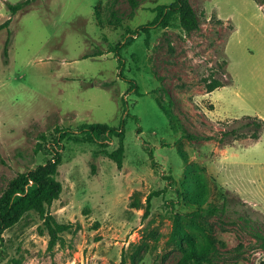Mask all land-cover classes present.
Segmentation results:
<instances>
[{"label":"rangeland","instance_id":"obj_1","mask_svg":"<svg viewBox=\"0 0 264 264\" xmlns=\"http://www.w3.org/2000/svg\"><path fill=\"white\" fill-rule=\"evenodd\" d=\"M4 1L20 0H0V24ZM173 1L35 0L0 31V196L57 144L62 191L48 211L72 224L48 250L41 217L26 213L3 232L0 264H119L122 254L126 264H175L189 240L219 251L202 264H264V128L257 140L254 126L226 134L264 120V8L189 0L198 30L185 32L174 15L148 44L135 35L119 65L111 47ZM215 79L224 85L207 92ZM121 118L117 168L102 149L118 139L90 142L80 126ZM224 201L219 217L203 212Z\"/></svg>","mask_w":264,"mask_h":264},{"label":"trees","instance_id":"obj_2","mask_svg":"<svg viewBox=\"0 0 264 264\" xmlns=\"http://www.w3.org/2000/svg\"><path fill=\"white\" fill-rule=\"evenodd\" d=\"M35 0H20L16 3H10L4 1L5 7L9 12V17L0 24V31L8 29L12 18L21 10L31 5ZM135 5L134 0H130ZM264 8V0H257ZM154 11L155 17L147 24L141 25L137 30L126 31V36L122 43H118L111 47L110 52H114L115 56H118L119 65L122 63V58L119 57V52L128 47L134 39V36L142 32L146 35L145 44H148L150 30L158 26H167L170 18L174 15H178L180 26L185 32H191L200 28V21L197 13L190 4L189 0H174L169 5H158ZM10 44V32L4 43L3 56L5 63L7 62L8 47ZM103 54L98 51L94 56ZM224 85L220 80H213L206 83L207 92H212L217 87ZM157 106L160 108L166 118L168 113L160 102L159 99H155ZM254 126L256 129L251 134L252 139H259L260 131L264 128V120L258 117H248V121L242 123L239 128H232L227 131L228 135H235L239 132L244 133L245 128ZM83 139L90 142H97L98 144H108L113 141L114 138L118 139V146L112 151H108L105 148L102 149V153L112 160L117 168H121L124 159V119H120L119 126L113 127L105 123H84L80 126ZM44 138V136H43ZM45 139V138H44ZM57 149H52V157L48 159L44 164L38 165L34 169H30L26 172L20 173L15 179H13L8 186V190L0 196V240H2L3 232L15 225L20 219L28 212H36L43 221L44 231L48 233V250H52L54 246L62 240L60 234L67 232L71 227V223H59L54 216L48 211V207L59 198L62 185L57 179L58 167L61 164V155L59 153L58 145ZM194 205L202 208V200L196 197ZM192 202V201H191ZM203 202V203H202ZM225 201L221 206L208 203L203 209V212L207 216H217L226 211ZM150 204V195L147 198L146 211H148ZM257 239L263 238L261 234H256ZM264 239V238H263ZM264 246V242L262 243ZM182 256L177 260L175 264H202L205 261H212L219 251L215 247L197 245L191 240L188 241V245L182 248ZM119 264H126L124 254L121 256Z\"/></svg>","mask_w":264,"mask_h":264}]
</instances>
